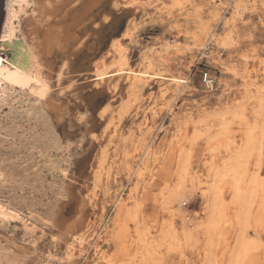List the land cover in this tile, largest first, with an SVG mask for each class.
<instances>
[{"label": "rangeland", "instance_id": "rangeland-1", "mask_svg": "<svg viewBox=\"0 0 264 264\" xmlns=\"http://www.w3.org/2000/svg\"><path fill=\"white\" fill-rule=\"evenodd\" d=\"M10 11L0 264H264V0Z\"/></svg>", "mask_w": 264, "mask_h": 264}, {"label": "bare ground", "instance_id": "bare-ground-1", "mask_svg": "<svg viewBox=\"0 0 264 264\" xmlns=\"http://www.w3.org/2000/svg\"><path fill=\"white\" fill-rule=\"evenodd\" d=\"M45 2H47V1H45ZM12 3L13 4H15V5H17L18 4V0H7L6 1V8H5V13H4V17H3V21H2V25H1V27H2V29L0 30V42H1V40H3L2 39V35H3V33H4V27L6 26V23H7V21H8V17H9V13H11V11H10V9H11V6H12ZM49 4V3H48ZM49 6V5H48ZM51 8V7H50ZM10 18V17H9ZM62 19V18H61ZM48 30V29H47ZM53 32V31H52ZM56 33V32H55ZM55 35V34H54ZM57 35H58V33H57ZM48 42V41H47ZM5 44V43H4ZM7 44V43H6ZM49 44H44V46L46 47V46H48ZM2 46V45H1ZM43 46V47H44ZM44 47V48H45ZM5 48V47H4ZM1 49V48H0ZM3 52V51H2ZM64 54V53H63ZM0 55H1V51H0ZM67 56V55H66ZM3 60H5V58L3 59ZM3 60H0V61H3ZM1 65V64H0ZM1 67V66H0ZM0 72H2L1 71V68H0Z\"/></svg>", "mask_w": 264, "mask_h": 264}, {"label": "water", "instance_id": "water-1", "mask_svg": "<svg viewBox=\"0 0 264 264\" xmlns=\"http://www.w3.org/2000/svg\"><path fill=\"white\" fill-rule=\"evenodd\" d=\"M6 1L7 0H0V28H1V25H2L4 13H5Z\"/></svg>", "mask_w": 264, "mask_h": 264}, {"label": "built area", "instance_id": "built-area-1", "mask_svg": "<svg viewBox=\"0 0 264 264\" xmlns=\"http://www.w3.org/2000/svg\"><path fill=\"white\" fill-rule=\"evenodd\" d=\"M203 82H205V83H211V81H210V79H209V77H208L207 74H204L203 75Z\"/></svg>", "mask_w": 264, "mask_h": 264}]
</instances>
